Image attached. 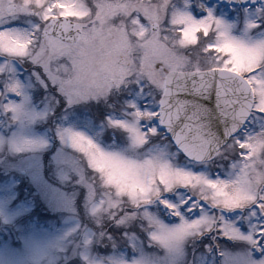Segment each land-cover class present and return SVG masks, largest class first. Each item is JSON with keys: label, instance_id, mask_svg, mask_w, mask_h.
<instances>
[{"label": "snow or ice", "instance_id": "1", "mask_svg": "<svg viewBox=\"0 0 264 264\" xmlns=\"http://www.w3.org/2000/svg\"><path fill=\"white\" fill-rule=\"evenodd\" d=\"M0 264H264V0H0Z\"/></svg>", "mask_w": 264, "mask_h": 264}]
</instances>
